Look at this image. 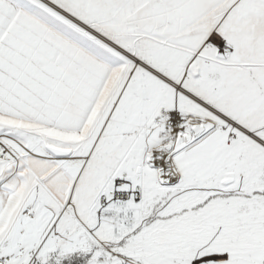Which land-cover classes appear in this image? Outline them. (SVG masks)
<instances>
[{
  "label": "snow or ice",
  "instance_id": "obj_1",
  "mask_svg": "<svg viewBox=\"0 0 264 264\" xmlns=\"http://www.w3.org/2000/svg\"><path fill=\"white\" fill-rule=\"evenodd\" d=\"M0 264H264V0H0Z\"/></svg>",
  "mask_w": 264,
  "mask_h": 264
}]
</instances>
